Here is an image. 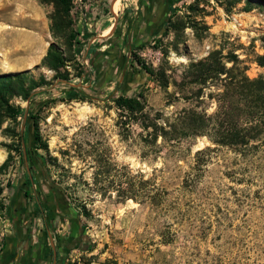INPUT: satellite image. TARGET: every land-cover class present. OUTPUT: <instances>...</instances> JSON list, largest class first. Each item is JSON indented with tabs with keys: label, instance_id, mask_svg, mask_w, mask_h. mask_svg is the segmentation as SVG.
<instances>
[{
	"label": "rangeland",
	"instance_id": "374dc122",
	"mask_svg": "<svg viewBox=\"0 0 264 264\" xmlns=\"http://www.w3.org/2000/svg\"><path fill=\"white\" fill-rule=\"evenodd\" d=\"M128 1L117 0L111 10L115 0H73L77 33L70 47L65 35L54 36L49 29L51 3L0 0V75L19 78L12 83L17 91L43 80L26 99L6 95L9 105L21 108L16 118L0 105V245L12 230L10 188L27 179L21 152L33 143L28 122L36 112L46 147L32 149L33 157L77 209L91 245L72 253L74 264H264V132L241 153L213 144L206 135L173 144L159 137L163 146L157 151L147 136L151 128L140 123L142 115L122 111L114 102L121 93L141 94L143 113L161 116L159 123L181 108L215 113L220 81L208 79L198 96L199 85L186 77L189 65L213 51L234 52L250 78H264V64L256 61L264 55V0H180L154 46L114 52ZM90 41L94 65L85 85L74 82L80 68L73 49ZM52 42L68 60L59 69L67 80L55 77L43 62ZM135 57L157 75L146 73ZM223 61L232 65L228 58ZM4 62L14 68H4ZM72 87L79 97L68 96ZM84 104L89 108L76 120ZM198 149L204 152L196 154ZM195 160L201 164L197 176L191 170Z\"/></svg>",
	"mask_w": 264,
	"mask_h": 264
},
{
	"label": "trees",
	"instance_id": "16d2710c",
	"mask_svg": "<svg viewBox=\"0 0 264 264\" xmlns=\"http://www.w3.org/2000/svg\"><path fill=\"white\" fill-rule=\"evenodd\" d=\"M38 1L53 5V11L49 14V29L54 36L56 34L65 35L71 47V40L74 39L77 33L72 27L73 18L71 9L73 7V0ZM190 8H193V5ZM170 24L171 17L168 16L167 25L163 32H166L167 26ZM80 45L79 43L78 46H74L75 59ZM263 57L264 55H257L256 61L264 64V62H261ZM223 58H228L229 61H232V65L226 67ZM66 61L68 60L60 48L55 43H50L43 62L50 69L56 71L55 77L67 80L65 74H60L59 72V69L65 66ZM134 62L140 65L149 75H157L153 70L146 67L139 58L135 57ZM243 63L244 60L240 59L234 52L229 56L221 55L218 51H213L205 58L190 63V69L186 77L189 78V82L199 85L198 96L203 93V88L207 87L208 79L216 78L220 81L221 86L217 88L215 93L217 110L210 116L194 108H181L159 123L157 119L161 118V116L152 117L143 113L144 105L142 100L139 99L141 94L135 96L121 93L115 97L114 102L117 108L122 111L131 114L139 112L142 115L143 120L140 123L145 130L151 128L150 131L147 130V136L151 138V143L157 146V151L163 146L157 143L159 137L162 143L173 144L183 138L206 135L213 144L225 146L241 153L247 147L255 146L256 143L260 142L262 133L264 132V78L262 76L250 78L246 74L247 67ZM77 64L79 65L78 62ZM79 68V75L76 77L82 74L80 65ZM19 80V78H12L9 74L0 75V105L4 103V110L11 118H16L21 113V108L9 105L6 95L17 93L23 95L26 99L30 96L31 90L42 86L41 84L43 83V80L39 83L35 82L29 90L20 85L17 91L12 83H17ZM162 85L167 86V82L163 81ZM67 94L70 98H77L79 97V90L72 87ZM30 118L33 122V125L29 124V127L32 128L33 143H35V147L45 148L46 144L41 141V136L37 130L36 112L31 114ZM19 136L23 139L22 134H19ZM206 148L209 149V146ZM202 152H204V149H198L196 154ZM21 155H23V151ZM191 170L194 172L193 175H198V171L201 170L199 160H195ZM191 180L193 178H190ZM188 182L189 179L185 178L183 184L187 185ZM171 240L172 238L168 242Z\"/></svg>",
	"mask_w": 264,
	"mask_h": 264
},
{
	"label": "crops",
	"instance_id": "0c3cea01",
	"mask_svg": "<svg viewBox=\"0 0 264 264\" xmlns=\"http://www.w3.org/2000/svg\"><path fill=\"white\" fill-rule=\"evenodd\" d=\"M167 1L168 0H130L124 3L120 16L123 20V29L118 33L119 40H117V44H112L111 49L114 50V52L118 50V52L124 53V48H128L124 40L130 42L131 40L147 42L151 36L155 34L159 35L166 24L162 20L165 15L170 13L171 7L174 5L173 3L169 8L166 3ZM129 5L132 6L131 10L127 9ZM161 26H163V28L159 31ZM101 35L106 34L102 33ZM88 51L91 67L92 55L94 53L91 49V45H89ZM101 51L98 52L100 56L97 57L98 61L102 60L101 54H103V52ZM97 74L98 73L94 71L93 78L95 80L97 79ZM59 197L58 199L60 202L63 200V196L60 195ZM20 198L19 194V197L13 203V208H15L13 217L16 221L12 223L10 234H7L5 241L0 245V264H74L67 262L65 259L66 252L62 248H57V260L50 258V254L53 250L50 238L53 232V226L47 224L48 221H46L47 225L42 227V231H36L33 235H29V230L25 226L26 216L21 207ZM44 211L45 218L47 219L46 208H44ZM76 211L77 209L75 208V213ZM75 220L81 224L79 216L75 217ZM48 238H50V241ZM74 251L75 250H72L71 254Z\"/></svg>",
	"mask_w": 264,
	"mask_h": 264
},
{
	"label": "flooded vegetation",
	"instance_id": "af4514ba",
	"mask_svg": "<svg viewBox=\"0 0 264 264\" xmlns=\"http://www.w3.org/2000/svg\"><path fill=\"white\" fill-rule=\"evenodd\" d=\"M180 0H168L166 3L170 8L173 3L179 2ZM141 2V1H140ZM174 6V5H173ZM167 14L163 18V22L167 25ZM163 26L160 27V30ZM163 28V30H164ZM158 34L151 36L147 42L144 41H134L130 42L128 47L131 49L142 47L148 43L156 40L154 39ZM125 42H129L126 40ZM127 44V43H125ZM128 49V48H127ZM130 49V50H131ZM33 122L29 117L28 125ZM30 126V125H29ZM32 149L35 148V143L24 147L23 149V159L25 166H27V179L22 180L17 186L10 188L11 197L8 204L9 210V222L15 223L13 213L15 208H13L14 201L19 197L21 200V207L25 212V226L28 228L29 235H33L34 232L42 231V227L47 224L53 226V232L51 233V246H53L52 253L50 254L51 259L57 260V248H62L66 252L65 259L67 262L74 263L75 258L72 257V250L86 251L91 245L86 240L84 226L76 222L75 217L79 214L63 192L56 187L52 182L46 178L43 172L42 164L33 157ZM63 196V200L59 202V196ZM49 196V197H48ZM57 196V197H56ZM47 210V219L45 218V211ZM46 221L48 223L46 224ZM42 235V234H41ZM50 238L49 241H50Z\"/></svg>",
	"mask_w": 264,
	"mask_h": 264
},
{
	"label": "built area",
	"instance_id": "2783aa9c",
	"mask_svg": "<svg viewBox=\"0 0 264 264\" xmlns=\"http://www.w3.org/2000/svg\"><path fill=\"white\" fill-rule=\"evenodd\" d=\"M90 43H91V41L87 44H81L79 46V50L77 51V54H76L77 62L79 63V65L82 68V74L79 77H76L74 82L78 81L79 83H84L85 85L87 84L88 80L90 81V79H92L90 62H89V58H88V53H89L88 48H89ZM154 44H155V42L152 41L151 45L154 46ZM159 53H160L159 51L155 52V56H156L157 60H159Z\"/></svg>",
	"mask_w": 264,
	"mask_h": 264
},
{
	"label": "bare ground",
	"instance_id": "6f19581e",
	"mask_svg": "<svg viewBox=\"0 0 264 264\" xmlns=\"http://www.w3.org/2000/svg\"><path fill=\"white\" fill-rule=\"evenodd\" d=\"M116 2H117V0H115V2H114V8H115V6H116ZM113 8V10L115 11V9ZM3 67L4 68H7V69H12V68H14V65L13 64H10V63H7V62H4V64H3ZM88 106L87 105H82L80 108H79V111L81 112L80 114H79V116L76 118V120H79V119H81L83 116H84V112H86V110H88Z\"/></svg>",
	"mask_w": 264,
	"mask_h": 264
},
{
	"label": "water",
	"instance_id": "95a60500",
	"mask_svg": "<svg viewBox=\"0 0 264 264\" xmlns=\"http://www.w3.org/2000/svg\"><path fill=\"white\" fill-rule=\"evenodd\" d=\"M113 3H114V2H113ZM113 3H112V5H111V10H112ZM98 37H101V36H97L96 39H98Z\"/></svg>",
	"mask_w": 264,
	"mask_h": 264
}]
</instances>
